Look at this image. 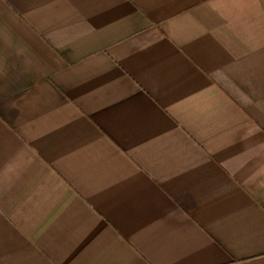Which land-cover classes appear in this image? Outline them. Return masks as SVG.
<instances>
[{"label":"crops","instance_id":"0c3cea01","mask_svg":"<svg viewBox=\"0 0 264 264\" xmlns=\"http://www.w3.org/2000/svg\"><path fill=\"white\" fill-rule=\"evenodd\" d=\"M0 264H264V0H0Z\"/></svg>","mask_w":264,"mask_h":264}]
</instances>
